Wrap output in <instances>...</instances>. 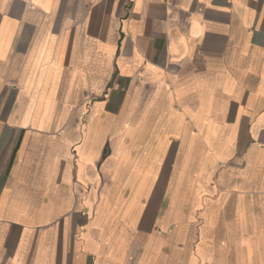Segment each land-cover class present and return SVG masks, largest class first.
Returning <instances> with one entry per match:
<instances>
[{
  "label": "crops",
  "instance_id": "1",
  "mask_svg": "<svg viewBox=\"0 0 264 264\" xmlns=\"http://www.w3.org/2000/svg\"><path fill=\"white\" fill-rule=\"evenodd\" d=\"M0 264H264V0H0Z\"/></svg>",
  "mask_w": 264,
  "mask_h": 264
},
{
  "label": "rangeland",
  "instance_id": "2",
  "mask_svg": "<svg viewBox=\"0 0 264 264\" xmlns=\"http://www.w3.org/2000/svg\"><path fill=\"white\" fill-rule=\"evenodd\" d=\"M79 117L78 114L76 113H67V120H71V119H77Z\"/></svg>",
  "mask_w": 264,
  "mask_h": 264
}]
</instances>
